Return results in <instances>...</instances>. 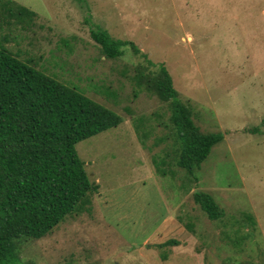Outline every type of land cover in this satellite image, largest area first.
<instances>
[{"label":"rangeland","instance_id":"1","mask_svg":"<svg viewBox=\"0 0 264 264\" xmlns=\"http://www.w3.org/2000/svg\"><path fill=\"white\" fill-rule=\"evenodd\" d=\"M12 1L36 18L0 29L1 43L122 120L76 145L98 185L89 209L21 241L15 264H264V0ZM93 24L164 65L199 130L223 136L196 181L175 163L167 105L132 82L157 67L129 46L103 57ZM195 191L223 218L209 221ZM168 240L178 246L156 247Z\"/></svg>","mask_w":264,"mask_h":264},{"label":"trees","instance_id":"2","mask_svg":"<svg viewBox=\"0 0 264 264\" xmlns=\"http://www.w3.org/2000/svg\"><path fill=\"white\" fill-rule=\"evenodd\" d=\"M35 18L26 7L0 0V29L12 25L27 28ZM90 38L106 59L120 58L122 49L129 46L148 66L155 65L132 42L116 40L98 25L91 26ZM1 40L8 43L6 37ZM5 43L0 41V264H15L21 241L43 239L67 217L89 209L98 185L90 182L76 145L116 128L122 120L23 62ZM155 66L157 70L150 73L134 68L132 82L167 105L175 163L196 181V172L223 136L199 130L190 109L179 100L165 66ZM156 169L160 171L159 166ZM192 198L209 221L223 218V210L210 194L195 191ZM247 218L254 223L252 217ZM173 246H178L175 240L156 247ZM160 256L162 261L168 259V254L161 252Z\"/></svg>","mask_w":264,"mask_h":264}]
</instances>
